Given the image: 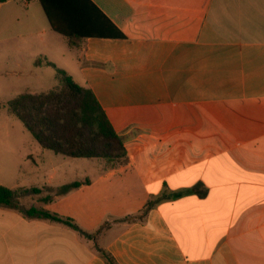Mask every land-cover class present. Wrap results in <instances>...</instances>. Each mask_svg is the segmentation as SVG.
I'll use <instances>...</instances> for the list:
<instances>
[{"label":"crops","instance_id":"0c3cea01","mask_svg":"<svg viewBox=\"0 0 264 264\" xmlns=\"http://www.w3.org/2000/svg\"><path fill=\"white\" fill-rule=\"evenodd\" d=\"M11 1L0 3V56L27 77L20 94L49 90L52 62L93 91L128 158L16 152V166L58 168L41 185L0 182L29 190L0 207V264H108L100 249L118 264H264V0H91L125 38L79 47L38 0L24 12Z\"/></svg>","mask_w":264,"mask_h":264},{"label":"trees","instance_id":"16d2710c","mask_svg":"<svg viewBox=\"0 0 264 264\" xmlns=\"http://www.w3.org/2000/svg\"><path fill=\"white\" fill-rule=\"evenodd\" d=\"M6 1L0 0V3ZM38 1L51 29L71 46L79 47L81 41L91 37L125 38L121 29L91 0ZM46 64L55 68L57 85L40 93L25 92L9 100V112L24 124L43 149L68 158H96L109 165L126 162L128 155L124 138L113 127L93 91L76 83L52 62L47 61ZM79 185V182L64 185L61 192ZM28 191L0 185V207L16 204L18 194ZM26 214L62 221L77 228L70 219L35 207L29 208ZM99 251L108 264H118L109 252Z\"/></svg>","mask_w":264,"mask_h":264},{"label":"rangeland","instance_id":"374dc122","mask_svg":"<svg viewBox=\"0 0 264 264\" xmlns=\"http://www.w3.org/2000/svg\"><path fill=\"white\" fill-rule=\"evenodd\" d=\"M26 0H13L7 4L5 7H16L19 11L24 12V2ZM11 62L9 56H0V73H4V77H0V160L4 163H0V182H24L26 185L33 186L35 183L42 184V176L44 173H52L56 171L58 167L57 164H48L39 161L34 165L23 164L21 166H16V162L20 161L15 153L16 152H28L29 149L43 150L48 153L56 163L66 159L70 161V158L64 157L61 154H56L50 150L43 149L39 143L35 140L32 134L26 129L24 124L18 120L14 115H12L7 107V102L15 97H17L21 92L25 90V83L27 80L26 76L21 77L18 80L14 79L10 73ZM51 71V69H48ZM8 74V75H7ZM47 75H52L54 73H45ZM20 80V81H19ZM19 81V82H16ZM54 80H46L44 86L41 90L50 89L52 86L57 85ZM33 144L34 148H29L30 144ZM78 159V158H77ZM96 158L82 159V161H87L86 166L91 163V161H97ZM122 163H120L121 165ZM84 165V164H83ZM54 167L53 171L52 168ZM34 171L38 172L36 174Z\"/></svg>","mask_w":264,"mask_h":264}]
</instances>
